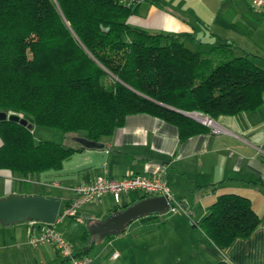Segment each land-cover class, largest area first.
<instances>
[{
  "label": "trees",
  "instance_id": "trees-1",
  "mask_svg": "<svg viewBox=\"0 0 264 264\" xmlns=\"http://www.w3.org/2000/svg\"><path fill=\"white\" fill-rule=\"evenodd\" d=\"M137 5L122 0H0V111L98 142L123 126L128 115L146 113L176 125L183 142L210 128L182 112L216 121L261 107L264 66L256 56L235 55L231 43L214 35L208 41L195 33L129 24ZM188 41L196 44L194 50ZM0 139V169L27 185L40 173L60 170L84 149L36 140L32 128L9 120L0 121ZM52 182L41 180L40 186ZM25 191L29 194V186ZM131 194L130 203L147 196ZM259 225L250 200L238 193L220 194L199 222L221 252ZM88 237L86 230L82 239ZM93 247L85 244L75 254L89 256Z\"/></svg>",
  "mask_w": 264,
  "mask_h": 264
},
{
  "label": "crops",
  "instance_id": "crops-1",
  "mask_svg": "<svg viewBox=\"0 0 264 264\" xmlns=\"http://www.w3.org/2000/svg\"><path fill=\"white\" fill-rule=\"evenodd\" d=\"M122 1L129 3L131 0ZM156 1L161 6L151 0L138 2L137 14L131 15L127 22L149 31L195 34L197 24L202 28V34H196L199 38L206 40L204 37L208 36L210 41L216 36L231 43L235 55L256 56L264 62V52L257 47L252 49V37L264 24V10L252 9L250 0ZM213 26H216V32ZM238 41L250 42L251 47L239 45ZM216 123L218 131L210 128L181 142L176 125L146 113L128 115L123 126L100 141L104 144L102 148H84L64 161L60 170L46 171L34 177L57 182L58 188L71 192L75 185L89 182L102 173L112 178L130 174L151 175L164 164L167 167L164 179L177 201L175 212L159 215L153 220L136 219L132 221L136 226L127 229V225L125 233L103 238L101 231L97 230L98 223L113 213V209L131 204L132 192L122 195L119 203L106 195L95 201L96 210H92L94 207L86 210L83 208L85 204L79 209L78 215L90 221V228H87L89 237L88 241L82 239L77 246L73 244L74 247L78 249L85 244L98 246L105 239L112 242L118 236L128 238L133 247L148 240L143 246L149 253L163 249L164 253L172 256V251L180 250L181 255L171 264H215L219 261L264 264V109L259 107L253 112L221 115ZM22 185L9 170L0 169V198L24 194L26 191ZM39 193L57 196L61 199V207L64 205L62 193L40 192L29 187V194ZM224 193L246 196L260 219V225L250 236L237 238L221 252L208 240L199 222L217 197ZM72 196L70 194L66 200ZM161 223L169 235L158 244V241L151 240V236L154 226ZM131 232H134L132 236ZM174 233L178 234L176 238ZM28 235L27 222L0 223V264H66L53 245L32 246L28 243ZM93 251L94 248L88 253L93 259L92 264ZM130 251L123 248L116 258L112 257L109 263L104 261V264L156 262L153 258H157L155 253H150L149 262L142 263Z\"/></svg>",
  "mask_w": 264,
  "mask_h": 264
},
{
  "label": "built area",
  "instance_id": "built-area-1",
  "mask_svg": "<svg viewBox=\"0 0 264 264\" xmlns=\"http://www.w3.org/2000/svg\"><path fill=\"white\" fill-rule=\"evenodd\" d=\"M249 6L254 10H264V0H250ZM261 108L264 109V95L261 98ZM203 117V120L196 118V115ZM191 116L201 121L206 126H213L211 129L218 131V124L208 116H204L198 112H191ZM216 124V126L214 124ZM167 167L162 164L151 174H130L121 178H112L106 173L97 175L89 182L79 183L71 188L72 197L68 200L66 206L60 207L57 217L53 223L47 224L41 221L28 220V243L32 246L43 244L53 245L58 251L60 257L66 264H92L93 259L90 256H76L74 245L64 238L58 225L66 217L77 216L79 209L86 203L97 201L102 197L109 195L119 203L122 195L131 192L145 193L150 195H163L169 203L168 212L177 210V201L171 194L170 187L165 181ZM51 187H59V183L52 182ZM117 251H113L111 257L116 258Z\"/></svg>",
  "mask_w": 264,
  "mask_h": 264
},
{
  "label": "water",
  "instance_id": "water-1",
  "mask_svg": "<svg viewBox=\"0 0 264 264\" xmlns=\"http://www.w3.org/2000/svg\"><path fill=\"white\" fill-rule=\"evenodd\" d=\"M141 2L143 0H131ZM190 117L191 113L182 112ZM15 121L32 128L27 119L15 113L0 111V121ZM84 148H102L104 144L92 141L85 137H73ZM169 203L163 195H150L126 205L103 218L98 223L97 230L103 237L106 235H118L124 232L132 221L148 215H162L168 212ZM61 207V199L52 195L40 194H11L0 198V223L9 225L22 223L28 220L41 221L47 224L53 223Z\"/></svg>",
  "mask_w": 264,
  "mask_h": 264
},
{
  "label": "rangeland",
  "instance_id": "rangeland-1",
  "mask_svg": "<svg viewBox=\"0 0 264 264\" xmlns=\"http://www.w3.org/2000/svg\"><path fill=\"white\" fill-rule=\"evenodd\" d=\"M213 30L216 32V26H213ZM194 31L198 35L202 34L201 33L202 32L201 26H198L196 24ZM204 38L206 40H209L208 36H206ZM245 39H247V38H245ZM252 40H253L252 49H255L257 47L259 49V51L264 52V24H262L258 27V33L252 37ZM237 44L242 45V46L245 45V46L251 47L250 42L245 43L242 41L241 42L238 41ZM195 45L196 44L194 42L188 41L186 43V46L191 50L195 49ZM259 64L261 66H264V62L260 61ZM192 119L201 123V121L196 120L193 117H192ZM28 122L32 124V130L34 133V138L36 140H39V139L51 140L54 142H58V143L62 144L63 146H66V147L80 146V144L77 143L73 139V137L67 136L65 133H63L59 129L35 126L31 119ZM212 127L213 126H210L209 128H212ZM57 178H58V176H57ZM39 180H41L40 177H39ZM39 180L37 178L36 179L34 178L28 185L23 182L22 186H23V188H26L29 186L31 190L40 191V192L43 190L51 192V193H59L60 192V193H62V202L65 201L66 198H68L70 196V194H72L69 190L64 189L63 187H61V188L51 187L50 185H45L44 187H41ZM95 205H96V202L93 201V202L86 203L83 208L88 210V208L94 207L92 210H96ZM177 209H178V207H177ZM169 213H173V212H167L166 215H168ZM163 215H165V214H163ZM194 219H196V217H194ZM87 220H88V218H85L80 214L78 215L77 218L66 217L58 225V227H59L60 231L62 232L64 238L70 239L72 244L77 246L80 243H82L81 236L83 235V233L87 230V228H90V226H89L90 221H87ZM132 225L136 226V223L133 224V222H132L131 224H129L127 226V229H129V227ZM154 227H155V230L152 231L153 236H151V240H156V241H158V244H159V242L163 239H166V237L169 234L164 231V227H163L162 223L160 225H155ZM140 231H143V230H140ZM131 233H132L131 234V236H132L134 232H131ZM144 234L148 235L147 231L146 232L144 231ZM176 236H178V234L176 235L174 233L173 237L176 238ZM117 237L118 236H116V238L112 242H110V241L108 242V239H105L98 246L93 247L94 251H93L92 256L94 257V264H99V263L104 264L105 263L104 261H107V263H109L108 261H109V259H112L111 254H112L114 249H116L115 251L118 250L119 252L122 251L123 248H126V250L131 249V251H130L131 255H134V257L137 258V261L142 262V263L149 262L151 255L155 253L157 256V258L155 256L153 257L155 259L154 262L156 261L155 264H171L172 261H175V259L179 255H181V253H182L180 250H174L171 253L172 256H170V255L168 256L166 254V252L164 253L163 249L162 250L157 249V250H155V252L151 251L150 252L151 255H150L149 251L145 250L146 248L143 246V244H146L148 242V240H146V242L141 241V243L139 242V244H135L133 247V244L131 243V241L128 238L121 239V238H117ZM110 239H112V238H110ZM136 245H138V246H136ZM165 255H167V257Z\"/></svg>",
  "mask_w": 264,
  "mask_h": 264
},
{
  "label": "bare ground",
  "instance_id": "bare-ground-1",
  "mask_svg": "<svg viewBox=\"0 0 264 264\" xmlns=\"http://www.w3.org/2000/svg\"><path fill=\"white\" fill-rule=\"evenodd\" d=\"M199 117V118H198ZM196 118H198L199 120H203V117H201L200 115H196ZM211 124H214L213 122ZM216 126V124H214Z\"/></svg>",
  "mask_w": 264,
  "mask_h": 264
}]
</instances>
